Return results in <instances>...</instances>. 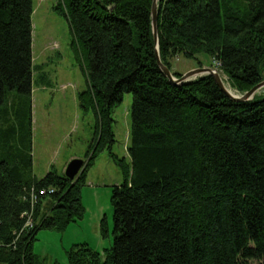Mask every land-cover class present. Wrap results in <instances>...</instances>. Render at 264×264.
<instances>
[{
  "label": "trees",
  "instance_id": "1",
  "mask_svg": "<svg viewBox=\"0 0 264 264\" xmlns=\"http://www.w3.org/2000/svg\"><path fill=\"white\" fill-rule=\"evenodd\" d=\"M151 3L57 0L86 80L77 104L92 113L93 135L75 179L51 170L37 178L31 110L11 122L19 111L4 108L0 264H43L32 250L36 232L82 215L80 187L103 150L122 176L112 187V245L102 254L76 245L69 264H264V94L233 100L210 74L171 83L156 61ZM33 9V0H0V106L9 90L31 97ZM157 33L160 60L175 77V58L204 54L240 94L264 80V0H158ZM125 92L131 123L127 157H119L112 111ZM43 188L53 192L39 196L33 227L21 233L31 191Z\"/></svg>",
  "mask_w": 264,
  "mask_h": 264
},
{
  "label": "rangeland",
  "instance_id": "2",
  "mask_svg": "<svg viewBox=\"0 0 264 264\" xmlns=\"http://www.w3.org/2000/svg\"><path fill=\"white\" fill-rule=\"evenodd\" d=\"M56 3L57 0H33V84L29 101L25 95L9 90L0 106V114L13 105L19 111L13 116L15 119L11 117V122H18L28 109L31 110L30 155L32 174L37 178L50 170L61 174L71 159L84 158L94 126L92 113H83L77 104L76 95L86 88V80L74 59L69 24L53 8ZM197 60L203 67L211 66L208 57L199 54L196 59L175 58L173 68L184 73L202 67L197 66ZM221 77L228 83L224 75ZM256 94H264V87ZM131 104L132 94L125 92L112 111L114 142L111 150L119 157L128 154ZM121 181V172L108 151L99 152L87 167L85 181L80 187L82 215L62 229L40 228L36 232L32 250L38 261L69 264V253L83 243L100 254L110 248L113 240L112 187Z\"/></svg>",
  "mask_w": 264,
  "mask_h": 264
},
{
  "label": "water",
  "instance_id": "3",
  "mask_svg": "<svg viewBox=\"0 0 264 264\" xmlns=\"http://www.w3.org/2000/svg\"><path fill=\"white\" fill-rule=\"evenodd\" d=\"M157 1L158 0H152L151 3V24H152V33L155 44V56L160 70L169 79L171 83L174 84L186 83L202 75L210 74L214 78L215 83L220 88V90L229 98L237 101L252 99L256 94V92L262 87H264V80H262L261 82L253 86L250 90L242 94L232 93L229 90H227V88H225L221 75L219 74L217 69L213 68L212 66H206V67L202 66V67L193 68L182 73L179 77H175L171 72V70L161 62L159 57L158 33H157ZM84 165H85V160L83 158H73L66 165L64 170V175L69 179H75L78 176V174L82 171Z\"/></svg>",
  "mask_w": 264,
  "mask_h": 264
},
{
  "label": "built area",
  "instance_id": "4",
  "mask_svg": "<svg viewBox=\"0 0 264 264\" xmlns=\"http://www.w3.org/2000/svg\"><path fill=\"white\" fill-rule=\"evenodd\" d=\"M53 192V189L52 188H48V189H39L37 190V192H35L34 190L31 191V194H30V205H31V210L30 211H27V212H24L22 214V216L25 217V223H24V226L22 227L21 229V233L24 232V231H27V230H30L32 227H33V220H32V212H33V209L38 201V198L40 195H45V194H50Z\"/></svg>",
  "mask_w": 264,
  "mask_h": 264
},
{
  "label": "bare ground",
  "instance_id": "5",
  "mask_svg": "<svg viewBox=\"0 0 264 264\" xmlns=\"http://www.w3.org/2000/svg\"><path fill=\"white\" fill-rule=\"evenodd\" d=\"M224 86L225 88H227L226 86H229V84L224 82ZM227 90H229L232 93H235L234 91L231 90L230 86L227 88Z\"/></svg>",
  "mask_w": 264,
  "mask_h": 264
}]
</instances>
